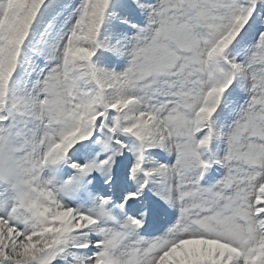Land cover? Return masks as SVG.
Returning <instances> with one entry per match:
<instances>
[{"label":"snow or ice","instance_id":"6c2138e0","mask_svg":"<svg viewBox=\"0 0 264 264\" xmlns=\"http://www.w3.org/2000/svg\"><path fill=\"white\" fill-rule=\"evenodd\" d=\"M0 264H264V0H0Z\"/></svg>","mask_w":264,"mask_h":264}]
</instances>
